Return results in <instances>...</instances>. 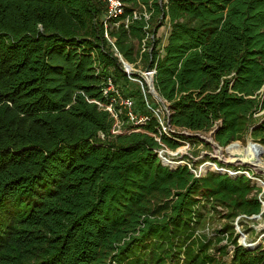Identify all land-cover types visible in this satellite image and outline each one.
Segmentation results:
<instances>
[{
  "label": "trees",
  "instance_id": "16d2710c",
  "mask_svg": "<svg viewBox=\"0 0 264 264\" xmlns=\"http://www.w3.org/2000/svg\"><path fill=\"white\" fill-rule=\"evenodd\" d=\"M120 1L106 27L100 0H0V264H264L234 226L262 188L158 156L184 131L264 146V0ZM120 58L155 70L171 137ZM110 77L149 121L107 110Z\"/></svg>",
  "mask_w": 264,
  "mask_h": 264
},
{
  "label": "built area",
  "instance_id": "2783aa9c",
  "mask_svg": "<svg viewBox=\"0 0 264 264\" xmlns=\"http://www.w3.org/2000/svg\"><path fill=\"white\" fill-rule=\"evenodd\" d=\"M100 1H101V3H103L106 6V10H107V13H106L107 15H106V19H105L106 20V23H105L106 27H107L109 21H111L113 19H118L122 15H125L124 14V12H125L124 4L120 0H100ZM120 59L123 63V67H124L125 61L122 58H120ZM130 69H131V64H130ZM130 69H127L125 67L124 70L126 71L128 76L131 78L132 73H131ZM154 74H155V70H151L148 74H145V75L147 77L152 78L154 76ZM109 93H112L113 96H112V99H111L109 106L107 107V110L109 112H111L112 115L116 119L119 118L121 112L125 111L127 116L129 117V119L131 120V122L134 123L135 125H143L147 121H149L148 117L138 116L134 113V101H133V99L129 98V97H125L124 95H122V93L116 87V85H115V83L111 77L106 80V88L104 90L105 95H108ZM160 112H161L160 110L155 111V116L158 119L159 124H160V128H159L160 133L166 134L167 136L171 137L172 136L171 128L167 125L166 118H165V111L162 110V113H160ZM156 140L159 143H161L160 137H157ZM166 151L169 152L172 150L163 146V148L159 150L158 156L161 159V161H163L164 164H166V165L169 164V166H172L171 163L166 162V160L168 159V157H166L167 156ZM172 160H174V159H172ZM179 165H187L188 168L190 169V171L196 177H201L209 171V170H201V169L198 170L196 165L194 163H191V162L186 163V164H180L179 162H176V167ZM215 167H216L215 170H212V171L222 172V173L228 174L229 176H232V177L239 176V175H245V176L249 177V179H251L253 183L257 184V182H260L264 185L263 180H261V178L257 177L255 175V173H253L248 168H244V167H240V166H237L235 168L218 167V165ZM259 199L263 205V212L262 213H264V191H262V193H260ZM261 216H262V214L258 215L257 217H261ZM258 244H260L258 241H253V242L248 243V244L243 243L242 245H244L245 247H252L253 248V247L258 246Z\"/></svg>",
  "mask_w": 264,
  "mask_h": 264
},
{
  "label": "rangeland",
  "instance_id": "374dc122",
  "mask_svg": "<svg viewBox=\"0 0 264 264\" xmlns=\"http://www.w3.org/2000/svg\"><path fill=\"white\" fill-rule=\"evenodd\" d=\"M162 33L161 35H164L166 33L164 30L161 29ZM131 73L138 74L139 77H142L144 79V82L147 84L149 91H150V83H151V77H147L146 74V68H143L142 64H138L137 66H134L131 64ZM136 83L141 84L139 79L134 80ZM151 93V92H150ZM162 110V109H161ZM160 110V111H161ZM162 113V111L160 112ZM208 137L209 134H206ZM251 141L250 138H248L245 142H238L242 147H246L248 143ZM206 154V155H204ZM208 154L216 155V150L212 147L206 146V144L202 142H194V141H185L176 151H166V157L168 159L171 158L174 159L176 162H179L180 164H186L189 163L190 160L192 162H195L196 167L201 170H215V166H217V162H215L213 159H211ZM225 158H228V156L225 154ZM261 160L264 162V151L263 154H261ZM208 163V164H207ZM203 164V165H202ZM218 167H220L218 165ZM207 168V169H206ZM209 168V169H208ZM247 168V167H244ZM250 169L255 175L264 182V175H259L256 173L254 168H248ZM259 187L262 188V191H264V185L260 182H257ZM219 226V222H216V224L210 225L211 229H215ZM235 231L239 235V243H251L253 241H258L259 243L264 245V230L260 229L262 226H264V217H242L237 218L234 223ZM246 237V238H245ZM252 240V241H251Z\"/></svg>",
  "mask_w": 264,
  "mask_h": 264
},
{
  "label": "water",
  "instance_id": "95a60500",
  "mask_svg": "<svg viewBox=\"0 0 264 264\" xmlns=\"http://www.w3.org/2000/svg\"><path fill=\"white\" fill-rule=\"evenodd\" d=\"M125 67L127 69H130V64L125 62L124 69ZM150 71V67H147L146 74H148ZM151 80L150 92L158 99L159 102H161L162 107L169 118L170 113L167 107L164 105L162 99L155 91L154 76L151 78ZM213 134L214 132H211L207 137L206 134L203 133H190L187 131L181 133L182 136L191 139H198L207 146L214 148L216 150V155L208 154V156H210L211 159L217 162V164L219 163L226 167H250L254 168L257 174L264 175V162L261 160V154H263L264 151L263 145L251 140L246 147H242L238 142H234L224 147L216 142ZM250 149H253V151H251ZM225 154L228 156V158H225ZM254 218H257V216H254ZM260 229L264 230V226H262Z\"/></svg>",
  "mask_w": 264,
  "mask_h": 264
},
{
  "label": "crops",
  "instance_id": "0c3cea01",
  "mask_svg": "<svg viewBox=\"0 0 264 264\" xmlns=\"http://www.w3.org/2000/svg\"><path fill=\"white\" fill-rule=\"evenodd\" d=\"M162 30H164L166 33H164V35H161L160 32ZM158 33V37H160L162 39V45L164 46L167 43V38H168V33H169V26L166 25L164 27H162Z\"/></svg>",
  "mask_w": 264,
  "mask_h": 264
},
{
  "label": "bare ground",
  "instance_id": "6f19581e",
  "mask_svg": "<svg viewBox=\"0 0 264 264\" xmlns=\"http://www.w3.org/2000/svg\"><path fill=\"white\" fill-rule=\"evenodd\" d=\"M251 151H253V149H250ZM166 162L168 163H171L172 167H175L176 166V162L174 160H171V159H167ZM208 164V163H207ZM203 165V164H202ZM207 169V168H206ZM209 169V168H208ZM246 238V237H245ZM252 241V240H251ZM259 241V240H258ZM260 242V241H259Z\"/></svg>",
  "mask_w": 264,
  "mask_h": 264
}]
</instances>
